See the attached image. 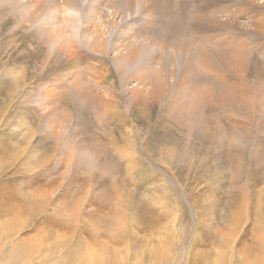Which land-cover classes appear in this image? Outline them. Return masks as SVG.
<instances>
[{
  "label": "rangeland",
  "instance_id": "374dc122",
  "mask_svg": "<svg viewBox=\"0 0 264 264\" xmlns=\"http://www.w3.org/2000/svg\"><path fill=\"white\" fill-rule=\"evenodd\" d=\"M53 1H0L83 52L60 68L44 38L32 62L0 30V264H264V0ZM211 45L234 55L187 64Z\"/></svg>",
  "mask_w": 264,
  "mask_h": 264
},
{
  "label": "bare ground",
  "instance_id": "6f19581e",
  "mask_svg": "<svg viewBox=\"0 0 264 264\" xmlns=\"http://www.w3.org/2000/svg\"><path fill=\"white\" fill-rule=\"evenodd\" d=\"M0 1H10L11 3V9H13L14 7H16L17 3L19 2V0H0ZM53 0H51L52 2ZM64 1V0H63ZM69 1V0H67ZM72 3L74 0H71ZM78 1V0H77ZM76 1V2H77ZM54 2V1H53ZM111 2V1H110ZM122 2V0L119 1V3ZM153 3H155V1H153ZM53 4V3H52ZM57 4V3H56ZM71 5V3H69ZM111 6H114L116 7L115 5H112V3H110ZM114 4V3H113ZM121 4V3H120ZM119 4V5H120ZM134 4V2H133ZM57 6V5H56ZM60 6V5H59ZM67 6H68V3H64L61 4V7L64 8V13H66L67 11ZM77 6H78V3H77ZM28 7V6H27ZM35 7V6H34ZM40 5L37 6L36 8L39 9ZM70 7V6H69ZM143 7V6H142ZM57 8V7H56ZM154 8H157L158 9V6L156 5L155 3V6ZM26 9V8H25ZM37 9V10H38ZM100 9V8H99ZM117 10V7L115 8ZM98 10V9H96ZM58 11V10H57ZM89 11V10H88ZM26 12L28 13L27 15L24 14H17V17L14 18L12 17L11 15L5 13L4 15L7 14V17L8 19H10V22L8 23L6 20H5V17H1L3 16L1 13L0 17L3 19V23L4 24H1L2 27L0 28L1 32H5V30H7L8 28H10L12 26V24H15L16 27L18 25V28L17 30L15 28H13V30H9L11 36L12 37V40L9 41L10 43H12V47H14V49H16V51L18 52L17 55H26L25 57H30L32 58V62H36L37 60H40L41 57L43 54H42V51H41V47H44L43 46L44 44H42V46L39 44V41L40 42H43L44 38H49L48 40H51V41H48V40H45L47 42H53L52 44H54V42H59V52H57L58 54H55L54 56H52L53 58L51 59L52 61H55L54 63H62L60 65V68L61 66L63 65H66L65 67L66 68H70V67H73L75 66L76 64H78V60L77 58L78 57H81L82 55V51L79 50L78 48V43L74 40H71L69 41V39L67 38V46H64L63 43H61L59 41V39H62L64 38L65 36H68L67 35L69 32V27H67L69 25V19H66V18H62L63 21H65L66 24H64V27L62 28H55V27H52L51 25L48 26V28L46 29L45 27L41 30V32H29L27 35L24 33L26 32V28H29L31 27L32 23H30V16L31 15H35L34 14V11H30L29 8L26 10ZM94 12V11H93ZM180 13V12H179ZM93 14V13H92ZM106 14V13H105ZM95 15V13H94ZM102 15V14H101ZM104 15V14H103ZM180 15V18H181V13L179 14ZM96 16V15H95ZM93 16V17H95ZM98 16V14H97ZM95 17L96 18V21H97V18L99 17ZM102 17V16H101ZM119 17V16H118ZM128 18V17H127ZM35 19V18H33ZM32 19V20H33ZM101 19V18H100ZM93 20V19H92ZM95 20V19H94ZM180 20V19H179ZM108 21H111V20H108ZM209 21V20H207ZM90 22V20L88 21ZM92 22V21H91ZM94 22V21H93ZM98 22V21H97ZM114 22V21H113ZM136 22V21H135ZM111 23V22H110ZM137 23V22H136ZM9 24V25H8ZM90 29H87V30H82L83 31V36H84V43L87 45H89L90 47L93 48V50L95 49V52L96 53H103V55L106 53V42H107V38L105 37V39L103 38V36H101V34H105L106 33V30H105V26H104V33H102L103 29L101 28V24H93V23H90ZM105 24V23H104ZM118 24V23H117ZM0 25V26H1ZM63 26V24H61ZM59 25V26H61ZM103 25V24H102ZM110 25V24H109ZM9 26V27H8ZM179 26H180V34L183 32L185 35H183L184 37H182L180 39V44H185L186 43V37L189 33L187 32V27L188 25L181 22L179 23ZM112 27V26H111ZM190 28V27H189ZM123 29V28H122ZM175 29V27H174ZM176 31V30H175ZM182 31V32H181ZM192 32V31H191ZM116 33V32H115ZM25 34V36H24ZM108 34V33H107ZM179 34V35H180ZM1 35V34H0ZM43 35V37L41 38L40 36ZM71 35V34H70ZM181 35V36H182ZM9 37V38H10ZM34 37V38H33ZM108 37V36H107ZM109 38V37H108ZM11 39V38H10ZM34 39V40H33ZM42 39V40H41ZM143 40V39H142ZM29 41V42H28ZM129 42V45H131L132 41H128ZM144 44V43H143ZM142 43L140 44V42L136 45H140L141 46V51L139 52L137 49L135 50V46H133L134 44L132 43L131 48L129 47H126V45L123 46L124 48V53H122L121 55V58L122 60L119 62V67H120V72L123 73V75L125 73H127L130 68L132 67L133 63L135 62H138L139 61V57L142 55V52H143V45ZM216 46H219L220 43H214ZM189 45V44H188ZM88 46V47H89ZM133 46V48H132ZM216 46H209V47H206L204 49H198V48H191V49H185V53H186V62L188 65L192 64V62L194 63H197V61L201 60L203 62V64L208 67V66H211V65H221L223 62H225L226 60L227 61H230V57H232L234 55V52L231 51V52H227V48H220V47H216ZM75 48V50L72 49ZM19 49V50H18ZM79 50V51H78ZM16 52V53H17ZM181 52V51H180ZM47 54V53H46ZM45 54V56H46ZM144 54V52H143ZM44 56V55H43ZM84 56V55H83ZM48 57V56H47ZM99 57V58H98ZM96 56V61L101 64V66L103 65L104 66V63L105 60H104V57L103 56ZM29 58V59H30ZM24 59V57H23ZM26 59V58H25ZM31 60V59H30ZM195 60V61H193ZM73 61H75V63H73ZM51 64V62H49ZM69 63V64H68ZM53 64V63H52ZM78 66V65H77ZM161 67V66H160ZM196 68V67H195ZM105 71L107 72L109 69H111V67H108V68H105ZM142 70V69H141ZM157 70V68H156ZM154 69V72L156 71ZM75 76H78L77 74ZM74 77V75H73ZM147 77V75H146ZM160 77L162 78V76L160 75ZM77 78V77H76ZM77 80V79H76ZM79 81V80H78ZM151 82V81H149ZM80 84L81 82L79 81L77 83V86L78 88H80ZM149 87V85H148ZM75 90V89H74ZM77 90V89H76ZM81 91L80 89L77 90V92ZM153 91V90H152ZM110 95H112L111 92H108ZM10 95V94H9ZM11 97V96H10ZM6 217V216H5ZM175 227V226H174ZM177 229V228H176ZM86 254V253H85ZM21 257V256H20ZM101 257V256H100ZM98 259V257H96ZM88 258H86L87 260ZM96 259V260H97ZM95 260V261H96ZM143 260V259H141ZM100 262V261H97V263ZM104 262V261H103ZM144 262V261H143ZM89 263H91L89 261ZM96 263V264H97ZM105 264V262H104Z\"/></svg>",
  "mask_w": 264,
  "mask_h": 264
}]
</instances>
